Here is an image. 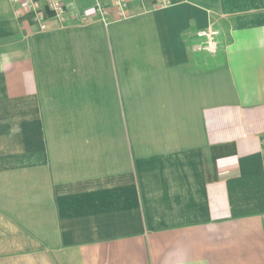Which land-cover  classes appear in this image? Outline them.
Returning <instances> with one entry per match:
<instances>
[{"label": "crops", "instance_id": "0c3cea01", "mask_svg": "<svg viewBox=\"0 0 264 264\" xmlns=\"http://www.w3.org/2000/svg\"><path fill=\"white\" fill-rule=\"evenodd\" d=\"M24 1L0 0V264H264V0Z\"/></svg>", "mask_w": 264, "mask_h": 264}, {"label": "built area", "instance_id": "2783aa9c", "mask_svg": "<svg viewBox=\"0 0 264 264\" xmlns=\"http://www.w3.org/2000/svg\"><path fill=\"white\" fill-rule=\"evenodd\" d=\"M158 8H167L171 6V0H155ZM46 6L52 10L58 21H63L66 15V8L63 0H45ZM111 5L115 10L117 19H127L128 18V0H111ZM24 6L27 10L36 12L37 17L40 21L43 20L40 10L41 1L40 0H25ZM96 8L98 13L102 16L105 21L109 20L110 13L107 7L97 0ZM42 28H46V24L42 23ZM220 32L210 25L207 30L198 33V37L201 39L200 43L196 44L194 50L197 52H208L215 54L218 52L220 47V42L218 37Z\"/></svg>", "mask_w": 264, "mask_h": 264}, {"label": "rangeland", "instance_id": "374dc122", "mask_svg": "<svg viewBox=\"0 0 264 264\" xmlns=\"http://www.w3.org/2000/svg\"><path fill=\"white\" fill-rule=\"evenodd\" d=\"M211 25L214 26V28L220 32V35H219V37H218V40H219V42H220L221 34H222L221 31L219 30V28H217V25H216V24L211 23ZM207 29H208V27H207L205 30H207ZM202 31H204V30H201V31H199V32H202ZM199 32H198V33H199ZM198 33H197V35H198ZM197 37H198V36H197ZM199 43H200V42H199Z\"/></svg>", "mask_w": 264, "mask_h": 264}]
</instances>
